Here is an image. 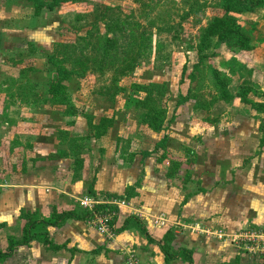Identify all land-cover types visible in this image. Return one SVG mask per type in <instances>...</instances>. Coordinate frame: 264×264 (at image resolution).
<instances>
[{
    "label": "rangeland",
    "instance_id": "1",
    "mask_svg": "<svg viewBox=\"0 0 264 264\" xmlns=\"http://www.w3.org/2000/svg\"><path fill=\"white\" fill-rule=\"evenodd\" d=\"M219 2L64 0L52 10L45 7L36 14L34 0H0V125L6 129L0 133V184L15 181V174H23L21 170L27 171L38 163L28 153L36 141L46 143L54 138L55 151L48 155V161L64 162L67 172L70 156L92 155L88 148L97 137L94 126L105 117L112 121L107 138L118 143L115 158L122 159L118 162L130 163L129 158L137 150H153L154 154L148 155L153 157L150 163L164 170L179 190L189 191L188 196L194 201L192 211L199 208L208 216L218 200L219 206H225L228 188L236 199L230 209L235 212L242 208V197L251 194L244 193L241 187H264V145H259L264 110L243 102L248 87L251 90L247 95L254 103L264 102V11L257 10L253 18L241 15L252 48H229L218 43L197 64L200 34L214 15L222 13ZM58 67L72 74L61 83L64 87L60 92L52 95L51 84L58 78ZM138 84L151 87V94L134 88ZM223 84L232 94L230 100L222 97ZM182 95H189V99L178 103ZM148 97L149 103L166 108L164 128L160 131L142 120L147 112L144 105L135 104ZM10 104L24 108L25 113L19 116L20 128L4 124L9 120L4 108ZM50 107L58 109L53 112L55 117L49 115ZM45 116L50 118L47 123ZM215 135L217 141L211 144ZM164 138L165 147L155 148V141ZM232 146L235 155H226L224 150ZM251 155L256 156L254 161H244ZM45 161L46 158L42 160ZM202 167L210 169L208 180ZM196 173L200 176L193 178ZM66 178L67 174L61 176L60 182ZM216 178L233 180L214 194L210 186ZM3 188L0 185V202L4 200ZM90 197L83 192L73 202H78L80 211L88 210L84 202ZM105 198L116 200L112 196ZM116 201L121 207L129 203ZM15 210L0 212V248L8 235L20 234L21 220ZM29 210L37 217H49L48 206ZM129 211L119 209L116 228ZM174 211L170 201L167 216L171 217ZM155 223L161 224L157 220ZM89 224L100 231L96 223ZM166 224L175 226L177 222ZM197 224L205 225L196 223L192 231H199ZM223 225L209 233L214 231L217 241L237 248L242 261L238 264L264 262L262 245H250L252 248L247 250L240 246L241 241L234 243L232 239L255 227L241 230ZM217 231L227 236L219 237L215 235ZM102 233L107 238L115 237L112 232ZM41 248L35 241L29 247L18 248L0 264H44L46 255Z\"/></svg>",
    "mask_w": 264,
    "mask_h": 264
},
{
    "label": "crops",
    "instance_id": "2",
    "mask_svg": "<svg viewBox=\"0 0 264 264\" xmlns=\"http://www.w3.org/2000/svg\"><path fill=\"white\" fill-rule=\"evenodd\" d=\"M260 9L264 11V8ZM256 13L257 10L242 16L244 18H253ZM261 26H264V20ZM4 109L9 119L4 123L6 127L16 126L20 128L21 120L19 116L22 117L25 113L24 108L17 105L11 106L10 104ZM47 111L51 117H55L53 112L58 111V109L50 107L49 109L47 108ZM49 119L48 116H45L43 120L47 123ZM4 126L3 124L0 125V133L6 130ZM49 128L53 129L52 127ZM108 130L102 136L92 139L89 144L90 148H88V151L92 152L91 156L87 158L86 153L81 154L83 165L79 171L75 169L74 157L72 158L71 156L68 159L70 163H67V172L64 171L62 166L64 162L55 160L53 164V162L48 161V155L52 156L55 151V146H53L54 138L46 143L44 141V143L36 141V144H33L32 149L28 153H30L31 160H35L38 163L32 164L27 171L21 170L23 174H15V181L0 184L4 187L2 189L4 200L0 202V212H10L9 209L13 211L15 208L16 210L19 208L17 216L19 214V220H21L20 234L8 235L7 237H20L24 221L21 218V214L23 211H30L29 208L48 206L49 217H43V219H49L55 211L74 209L82 212L78 202L75 204L73 199L83 192L91 197H113L115 194L123 195L130 186H135L134 195L129 200V203L122 207L120 206V210L123 208L124 212L128 211V209L131 211L127 212L126 216L121 217L119 221L122 222L129 215L139 216L144 220L155 239H160L168 227H172L174 232V239L170 243L172 249L181 247L193 249V264L242 263L240 261V252L234 245L217 241L216 237L212 235L214 231L212 234L209 232L210 230H216V227H224L223 223L230 228L241 230L246 227L258 228L264 226V187L256 188L257 185L254 186L253 184L241 187L244 193H250L251 195L246 194V196L242 197L243 206L235 210V212L230 209V204H233L236 199L233 195V190L231 191L228 188L229 191L223 200L225 206H219L218 200L212 206V210L207 213L208 216H205L199 208L192 211L194 201L188 196L189 191L187 192L186 189L179 190L168 174H164V170H158L156 163V165L152 162L150 163L149 159L153 157L147 156L144 158L142 151L145 149L135 151L134 153L136 154L129 158L131 160L130 163L124 165L118 162L122 160L121 158H115V150L118 143L107 138ZM105 135L106 137H104ZM262 136L261 134L259 145H262ZM215 137L216 135L212 138L210 137L211 144L216 143ZM158 141H155V145ZM10 143L13 142L11 141L7 144L9 145ZM101 150L104 153H100ZM224 152L226 155L234 152L235 155L233 146L231 149L226 148ZM252 156L244 158V161H254L256 156L254 158ZM221 157L218 158L221 159ZM45 158L46 161L42 162ZM214 158L217 160L216 157ZM202 169L201 171L204 172L208 180L210 169L204 167ZM234 171L233 166L232 175ZM65 174H67L66 181L60 182V177ZM198 175L199 173L193 174V178H197ZM204 175L201 178L203 183ZM47 176L49 178H46ZM232 180L229 178L211 180L213 185L210 186L212 187L210 189L214 190L215 194V191L223 188L226 182H232ZM45 187H50V189L46 190ZM92 190L94 191L93 193L91 192ZM254 192H258V194L254 195ZM188 197L189 201L187 200ZM170 201L175 210L171 217L167 216L166 213ZM134 206L138 207L134 208ZM162 215L167 217V219L165 217V221L167 220L165 224H174V222H177V224L175 226L156 224L155 221ZM38 218L42 217L38 216ZM175 218L178 220L173 221ZM169 219L172 220L170 221ZM200 222L205 223L206 227H204L205 225L197 224L199 231H192L191 227L195 228V224ZM35 231L40 233L47 232L50 239L62 247L50 249L40 240L34 239L28 245L18 246L15 251L21 247H29L36 241L43 247L41 248L42 253L46 255L44 264H127V257L131 253H135L139 260L146 264H189L182 258H174L167 261L158 244L149 242L135 221H131L129 227L121 233L115 234L114 238H107L106 235L91 226L87 221L75 218L66 219L60 226L40 223Z\"/></svg>",
    "mask_w": 264,
    "mask_h": 264
},
{
    "label": "trees",
    "instance_id": "3",
    "mask_svg": "<svg viewBox=\"0 0 264 264\" xmlns=\"http://www.w3.org/2000/svg\"><path fill=\"white\" fill-rule=\"evenodd\" d=\"M35 1V10L36 14L42 8H49L50 10L54 9L57 4L64 0H52V2H46L44 0H34ZM219 8L222 10L221 14L214 15L209 21L208 24L202 29V32L199 37L198 44V62L201 63L206 57L207 52L212 49L216 44H224L229 48L236 49H245L252 48L253 45L250 42L249 34L247 30H245L244 25L242 24L243 19L241 15L253 13L260 8H264V0H220ZM253 27V26H252ZM109 50H106L108 53ZM211 55L212 52H209ZM209 54V55H210ZM214 70V69H213ZM56 72L58 74V78L51 84L52 91L51 94L55 95L59 93L61 88L64 87L61 84L66 78H68L72 72L64 67L56 68ZM23 73V71H22ZM21 75V74H20ZM222 80V78H221ZM223 84V92L222 97L226 100H230L232 98V94L227 86L224 87ZM134 88L140 90L144 89L148 95L151 94L152 89L146 85H135ZM251 90L248 87L245 90L243 96V102L252 103L253 107L258 110H264V102L262 103H254L252 99L247 95V93ZM149 97L145 100H137L135 102L136 105H141L147 109V112L143 114L142 120L150 123L151 127L155 131H160L164 128V122L166 120V108L163 106H158L154 103H149ZM189 99V95H182L178 103H183ZM112 124V121L109 118L102 117L100 122L94 126L96 129L97 137L102 136L106 133L109 125ZM165 138L163 140H159L155 148L157 147H165ZM261 144L264 145V131L263 136L261 138ZM75 147V146H74ZM153 152V150H143L142 153L144 156H148ZM74 162L76 165V170L79 171L81 166L83 165V158L80 154H75ZM171 175V173H170ZM135 186H130L128 190H126L123 195H113L115 198H120L122 200L128 201L133 197ZM94 192L93 190L91 191ZM103 209L105 211L119 210V207L116 204L112 203H103L99 205H95L93 211H97ZM91 210H84L79 212L77 210H62L55 211L49 219L38 218L34 215L33 212L23 211L21 214V218L24 220L22 225V233L19 238L15 236L7 237L6 243L2 248H0V261L6 260L8 257L12 256L15 249L21 245H28L32 240L38 239L42 243H44L50 249H59L62 246L57 245L50 239L49 234L47 232H37L35 231L38 224L42 223L44 225H52V226H60L63 222L68 218H75L87 221L89 223L92 218ZM116 218L110 221L111 224L115 223ZM131 221H135L140 227L141 231L146 235L149 242L157 243L160 249L165 254L166 260L169 261L174 258H182L184 261L189 264H193V249H189L186 247H181L178 249H172L170 243L174 239V232L172 227H168L164 235L160 239H155L149 229L147 228L146 223L139 216L129 215L127 216L117 228H115V234H119L122 231L126 230L129 227ZM216 264H228V263H216ZM258 264H264L258 263Z\"/></svg>",
    "mask_w": 264,
    "mask_h": 264
},
{
    "label": "built area",
    "instance_id": "4",
    "mask_svg": "<svg viewBox=\"0 0 264 264\" xmlns=\"http://www.w3.org/2000/svg\"><path fill=\"white\" fill-rule=\"evenodd\" d=\"M117 200V198H115ZM87 202H84L85 207L88 210L93 211L95 205L103 204V203H112L116 204L120 209V202L113 199H106L105 197H90L86 198ZM124 201V200H123ZM119 210L115 211H105L103 209L93 211L92 218L89 223H96L99 226L100 232H105L108 235L115 233L116 224L118 223ZM116 218L115 223L111 224L110 221ZM157 221H160L161 224H164L165 217L160 216ZM104 234V233H103ZM219 237L227 236L222 231H217ZM231 236V235H230ZM233 242L236 243L238 240L241 241L242 248L251 249L250 245L256 246L262 245L264 247V228H256L255 230H243L242 233H238L232 236ZM263 251V250H262ZM260 253H264V252ZM127 264H146L139 260L135 253H131L127 257Z\"/></svg>",
    "mask_w": 264,
    "mask_h": 264
}]
</instances>
